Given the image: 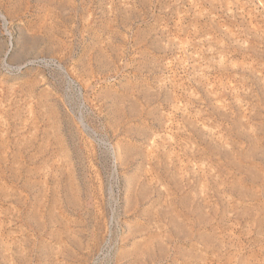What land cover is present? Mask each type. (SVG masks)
<instances>
[{"label": "rangeland", "instance_id": "rangeland-1", "mask_svg": "<svg viewBox=\"0 0 264 264\" xmlns=\"http://www.w3.org/2000/svg\"><path fill=\"white\" fill-rule=\"evenodd\" d=\"M0 264H264V0H0Z\"/></svg>", "mask_w": 264, "mask_h": 264}]
</instances>
